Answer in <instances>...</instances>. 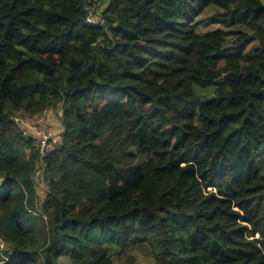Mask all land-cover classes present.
Listing matches in <instances>:
<instances>
[{
	"label": "trees",
	"instance_id": "1",
	"mask_svg": "<svg viewBox=\"0 0 264 264\" xmlns=\"http://www.w3.org/2000/svg\"><path fill=\"white\" fill-rule=\"evenodd\" d=\"M262 158L264 0H0V264H264Z\"/></svg>",
	"mask_w": 264,
	"mask_h": 264
},
{
	"label": "rangeland",
	"instance_id": "2",
	"mask_svg": "<svg viewBox=\"0 0 264 264\" xmlns=\"http://www.w3.org/2000/svg\"><path fill=\"white\" fill-rule=\"evenodd\" d=\"M218 12V9L213 7H208L206 10L197 18L196 24H197V31L200 33H207L214 31L216 29H225L226 28L222 25V23H217L213 20V17ZM94 16L92 19L98 20L99 17L93 12ZM91 19V21H92ZM236 38V35H231L228 38L227 46H232V41ZM239 52H244V45H240L236 47ZM197 94L202 95L203 97L210 96L213 93V87L210 88H203L201 90H196ZM61 110V107H57L54 109H50L49 111L29 117L27 115L19 114L17 115V120H19L21 127L23 131H26L28 134L34 135V132L37 131H44L48 132L52 135L61 137L63 127L60 121V115L58 111ZM259 167L261 168L264 165V158H262L259 163ZM36 179V189L41 199H44L45 194L47 192V184L43 178L42 172L39 171L35 175ZM68 256H62L59 258V262L63 264H71L70 259L67 258ZM138 264H154L152 261L146 259L145 257H141L139 259Z\"/></svg>",
	"mask_w": 264,
	"mask_h": 264
},
{
	"label": "built area",
	"instance_id": "3",
	"mask_svg": "<svg viewBox=\"0 0 264 264\" xmlns=\"http://www.w3.org/2000/svg\"><path fill=\"white\" fill-rule=\"evenodd\" d=\"M32 138L39 149L41 162H44L50 154L62 147V138L48 132L39 130L34 132Z\"/></svg>",
	"mask_w": 264,
	"mask_h": 264
}]
</instances>
